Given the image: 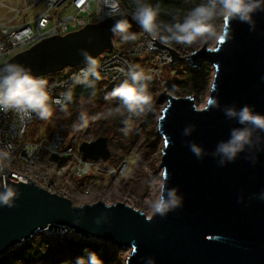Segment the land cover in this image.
<instances>
[{
  "label": "water",
  "instance_id": "obj_1",
  "mask_svg": "<svg viewBox=\"0 0 264 264\" xmlns=\"http://www.w3.org/2000/svg\"><path fill=\"white\" fill-rule=\"evenodd\" d=\"M119 18L43 39L6 62L29 66L36 76L77 66L84 63L80 49L95 58L113 48L110 28ZM124 18L135 25L129 14ZM254 19L255 31L246 23L233 21V39L213 48L204 44L186 57L157 40L152 44L168 48L172 62L187 59L192 67L199 69L205 63L214 71L202 108L191 96L177 97L165 90L159 94V101L164 99L167 104L157 119L163 138L158 170L168 177V188H178L184 197L182 207L161 217L146 215L120 201L107 204L99 199L74 205L69 198L33 182L5 176V184L21 195L15 207L0 206V258L39 232L66 228L84 239L110 242L117 249L131 248L125 264H147L149 258L155 264H264V200L260 199L264 194V143L225 166L211 155L220 141L229 139L232 128L241 127L226 117L224 107L250 105L264 114V12L256 13ZM210 97L219 98L220 108L207 106ZM190 125L194 130L185 136ZM192 142L208 154L197 158L189 148ZM78 150L83 160L110 156L105 136L82 141ZM252 154L255 163L247 158ZM51 159L57 160V156ZM101 216L107 219L97 224Z\"/></svg>",
  "mask_w": 264,
  "mask_h": 264
},
{
  "label": "clouds",
  "instance_id": "obj_2",
  "mask_svg": "<svg viewBox=\"0 0 264 264\" xmlns=\"http://www.w3.org/2000/svg\"><path fill=\"white\" fill-rule=\"evenodd\" d=\"M102 8L101 21L114 19L110 31L118 35L124 42L135 41L136 33L131 32L132 24L124 18L119 8V0H98ZM135 10L131 13L132 19L140 26L144 33L153 41L159 39L162 43L177 45H204L209 42L219 44L233 39L231 23L239 21L249 25L251 31L256 30L254 15L264 12V0H206L193 6L183 16L182 20L167 22L161 19V7L159 4L148 3L147 0H134ZM80 55L84 57L85 67L73 76V84L83 85L92 90L95 95L96 83L101 79L99 64L86 49H80ZM127 77L121 84L108 93L105 99H118L120 106L116 113L123 115L125 112L139 117L154 110L153 96L149 90V84L153 76L143 68L130 65L124 73ZM73 100V90L69 87L53 99L49 81L43 76H36L29 66L19 63L6 62L0 66V112H13L24 117L33 115L41 120H48L53 116V104L59 106L61 111L67 109V105ZM209 108H220L219 98L210 97ZM224 113L230 120H235L241 127H234L230 131L229 139L220 141L214 152V157H219L217 163L225 166L234 162L242 152L253 151L264 143V114L254 110V106L244 105L237 108L235 105L224 107ZM113 113L109 110L105 117ZM92 119H96L93 117ZM87 112L82 111L78 117L77 129L88 126ZM122 131L127 134L131 127L127 120ZM194 125L185 128L184 135H191ZM12 146L0 147V179L12 158ZM190 150L202 159L208 153L192 142ZM253 163L256 161L254 154L247 157ZM152 195L146 201V207L152 216L165 217L171 211L183 206L184 197L179 194L178 188H168V177L164 172L152 177ZM21 193L7 184H0V206L13 208ZM260 199L264 200V194ZM107 216L97 218L96 223L101 224ZM86 256L77 257L75 264H103L95 252L85 249ZM147 264H155L153 258L147 260Z\"/></svg>",
  "mask_w": 264,
  "mask_h": 264
},
{
  "label": "built area",
  "instance_id": "obj_3",
  "mask_svg": "<svg viewBox=\"0 0 264 264\" xmlns=\"http://www.w3.org/2000/svg\"><path fill=\"white\" fill-rule=\"evenodd\" d=\"M119 8L132 18L133 11L120 1ZM101 15L98 0H0V64L43 39L63 36L88 24L98 23ZM132 27L137 29V41L126 46L113 44L111 50L95 57L101 73L97 87L99 95H106L121 84L127 78L124 73L130 65L143 68L154 76L155 55H159L163 62L171 54L166 48L153 46L155 41L136 22ZM157 41L164 44L159 39ZM85 66L81 63L43 76L49 81L53 99L76 85L73 84V76ZM52 107L60 109L56 104ZM34 117L0 112V147L12 146V158L3 174V184L5 176H9L23 183L33 182L72 200L64 187L74 179L78 181L84 177L90 167V159L83 160L78 150L82 141L69 144L58 129L38 140L28 141L25 136ZM52 155L57 156V160H52ZM85 184L80 183L84 189ZM69 232L72 231L65 228L55 234Z\"/></svg>",
  "mask_w": 264,
  "mask_h": 264
},
{
  "label": "rangeland",
  "instance_id": "obj_4",
  "mask_svg": "<svg viewBox=\"0 0 264 264\" xmlns=\"http://www.w3.org/2000/svg\"><path fill=\"white\" fill-rule=\"evenodd\" d=\"M124 6L128 7L127 5ZM134 10L131 9V11ZM130 31L137 35L136 28ZM112 40L115 46L131 45L135 42H124L118 35H114ZM164 45L173 48L179 56L184 57L201 47V45L185 46L175 43H164ZM215 45V42L207 43L209 48H213ZM166 49L169 51L168 48ZM153 64L156 74L149 84V90L153 96V111L139 117L126 112L120 115L115 111L120 106L119 101L105 99L106 95L97 96L100 100L91 98L79 101L77 109L71 112L53 108V116L50 119L41 120L37 117L26 134V140L35 141L58 129L62 132L65 140L73 145L79 141H91L98 136L107 138V146L110 150L109 158L106 160H90L87 174L78 181L74 179L64 187L72 198L71 201L74 205L93 203L99 199L107 204L120 201L141 210L146 215H151L146 207V201L152 195L149 181L152 177L159 176L161 173L158 168L163 146V138L159 135L157 129V119L161 116V110L167 104L164 99L159 101V94L165 90V92L177 97L191 96L196 106L202 108L207 100L210 82L214 73L212 66L204 63L202 66L204 65L203 70L205 73L201 76L194 75L196 67L190 66L187 59L172 62L171 54L163 62L159 55H155ZM109 110L113 114L106 118L105 114ZM75 111L77 114L73 118L70 113L74 114ZM82 111L87 112L89 123L87 127L77 129L74 125L78 123V117ZM149 113L151 114L149 115ZM93 117H96V119H92ZM99 120L102 122L100 123ZM125 120L128 121L131 127V131L127 134L122 131L125 127ZM80 183H86L84 185L86 189L82 188ZM44 235L51 237L50 243L52 245L57 244L60 241L58 239L67 240L69 238L104 243L109 248L111 255L108 264H125V260L131 251L129 247L117 249L110 242H99L94 238L84 239L73 232L63 235L39 232L25 243Z\"/></svg>",
  "mask_w": 264,
  "mask_h": 264
},
{
  "label": "trees",
  "instance_id": "obj_5",
  "mask_svg": "<svg viewBox=\"0 0 264 264\" xmlns=\"http://www.w3.org/2000/svg\"><path fill=\"white\" fill-rule=\"evenodd\" d=\"M119 1L121 4L127 5L129 8L135 9L134 0ZM147 2L153 5L159 4L161 7L160 18L167 22H174L177 19L182 20L183 16L187 14L188 10H190L196 4L206 2V0H147ZM133 28L134 27L131 29L133 30ZM203 66H201L199 69L195 68L194 75L197 74L201 76L204 74L205 71L203 70ZM99 82L100 80L96 83L94 96L92 95L91 89H88L83 85H73V100L67 105L66 111L69 110L71 112L72 110H76L79 101L81 100H89L91 98L99 99L97 96H103L97 93ZM116 100L119 101L118 99ZM105 102L102 103L104 104ZM75 114H77L76 111L74 114L70 113V116L72 115L74 118ZM150 114L151 113H149V115ZM151 116L150 118H152ZM36 118L37 117L35 116L31 126L34 124ZM99 122L101 123L102 121L99 120ZM31 126H29V129ZM51 240L52 239L50 236L44 235L40 238L30 241L29 243H24L21 247L16 248L13 253L11 252L0 258V264H68L69 262L70 264H75L77 257L86 256L85 249L90 252H95L99 259L102 260L103 264H108L111 260L109 248L104 245V243L69 238L67 240L58 239L60 241H58L57 244L52 245L50 243Z\"/></svg>",
  "mask_w": 264,
  "mask_h": 264
}]
</instances>
